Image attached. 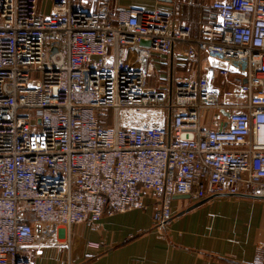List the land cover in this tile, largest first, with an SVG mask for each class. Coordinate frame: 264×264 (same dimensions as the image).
I'll list each match as a JSON object with an SVG mask.
<instances>
[{
  "label": "built area",
  "instance_id": "built-area-1",
  "mask_svg": "<svg viewBox=\"0 0 264 264\" xmlns=\"http://www.w3.org/2000/svg\"><path fill=\"white\" fill-rule=\"evenodd\" d=\"M39 1L0 0V264L146 200L163 228L173 196L264 197V0H211L198 37L161 9ZM176 43L195 76L149 85Z\"/></svg>",
  "mask_w": 264,
  "mask_h": 264
},
{
  "label": "crops",
  "instance_id": "crops-1",
  "mask_svg": "<svg viewBox=\"0 0 264 264\" xmlns=\"http://www.w3.org/2000/svg\"><path fill=\"white\" fill-rule=\"evenodd\" d=\"M101 1L71 0V4L95 11ZM45 2L48 8L43 9ZM210 3L211 0H115V8L168 11L175 24L188 23L193 37H198L204 9ZM39 8L47 13L49 0H40ZM186 46L176 43L169 55L149 56V85L169 90L176 80L195 76L181 54ZM146 203L145 209L105 213L93 227L77 223L69 230L59 229L63 244L38 249L35 264H264V197L173 196V216L163 228L153 225V205L148 200Z\"/></svg>",
  "mask_w": 264,
  "mask_h": 264
},
{
  "label": "rangeland",
  "instance_id": "rangeland-1",
  "mask_svg": "<svg viewBox=\"0 0 264 264\" xmlns=\"http://www.w3.org/2000/svg\"><path fill=\"white\" fill-rule=\"evenodd\" d=\"M47 4H48V3H46V2L43 4V9H44V8H48ZM49 4H50V1H49ZM21 112H22V111H21Z\"/></svg>",
  "mask_w": 264,
  "mask_h": 264
}]
</instances>
